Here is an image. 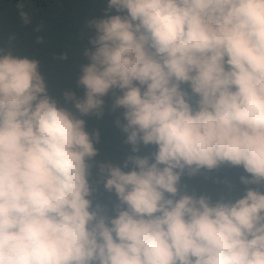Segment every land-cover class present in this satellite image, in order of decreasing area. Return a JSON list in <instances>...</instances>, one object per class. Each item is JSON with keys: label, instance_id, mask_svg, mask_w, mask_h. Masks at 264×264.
I'll list each match as a JSON object with an SVG mask.
<instances>
[{"label": "clouds", "instance_id": "9594fccd", "mask_svg": "<svg viewBox=\"0 0 264 264\" xmlns=\"http://www.w3.org/2000/svg\"><path fill=\"white\" fill-rule=\"evenodd\" d=\"M105 3L82 95L0 49V264H264V0ZM106 108L122 110L118 163L86 127ZM221 165L239 190L182 183Z\"/></svg>", "mask_w": 264, "mask_h": 264}, {"label": "trees", "instance_id": "16d2710c", "mask_svg": "<svg viewBox=\"0 0 264 264\" xmlns=\"http://www.w3.org/2000/svg\"><path fill=\"white\" fill-rule=\"evenodd\" d=\"M105 7V0H0V49L37 58L53 94L68 87L76 95H82L83 89L77 86L76 76L79 64L86 62L81 52L92 35L86 22L103 15ZM21 12L27 14L28 23L23 22ZM105 101L107 105L110 97L106 96ZM121 111L110 112L106 108L100 120L85 117L87 129L99 131L98 159L108 158L118 163L129 151V146L123 142L124 134L113 124ZM153 147L142 145L140 153L147 154ZM241 171L238 167L221 165L213 170H201L191 177L184 176L181 180L189 187L215 195L223 189L221 181L226 178L235 181L239 190ZM91 179H99L95 169ZM96 187V199L110 209L114 195L105 192L102 183H97Z\"/></svg>", "mask_w": 264, "mask_h": 264}]
</instances>
